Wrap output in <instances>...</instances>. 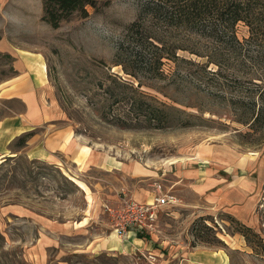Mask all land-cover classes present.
Returning <instances> with one entry per match:
<instances>
[{
    "label": "rangeland",
    "instance_id": "rangeland-1",
    "mask_svg": "<svg viewBox=\"0 0 264 264\" xmlns=\"http://www.w3.org/2000/svg\"><path fill=\"white\" fill-rule=\"evenodd\" d=\"M143 2L99 0L87 16L72 13L54 27L41 0H0V80L14 74V53L42 54L54 115L35 133L68 128L78 143L73 163L62 154L35 160L27 148L0 156V264H192L197 250H221L227 264H264V124L248 121L264 91V44L245 46L234 70L231 60L199 69L185 59L204 58L178 51L179 66L163 59V77L138 86L116 54ZM236 35L248 38L247 27L239 24ZM2 110L22 107L13 101ZM155 181L180 203L139 233L144 246L124 247L127 235L114 232L105 206L123 197L150 202ZM245 182L253 207L240 219L223 205L242 197L226 183Z\"/></svg>",
    "mask_w": 264,
    "mask_h": 264
},
{
    "label": "trees",
    "instance_id": "trees-1",
    "mask_svg": "<svg viewBox=\"0 0 264 264\" xmlns=\"http://www.w3.org/2000/svg\"><path fill=\"white\" fill-rule=\"evenodd\" d=\"M41 1L44 18L55 27L72 13L87 16V7L97 9L99 0ZM104 1L103 5L109 3V0ZM139 9L137 19L126 29L124 44L127 47L119 43L116 54L117 64L125 74L138 79V86L143 85V80L163 77V59L176 65L184 61L177 55L178 51L204 58V63L185 59L199 69L214 65L221 70L231 60V70H234L238 62L243 61L245 46L264 44V0H145ZM146 14L152 20L149 25H145ZM239 24L248 29V38L243 41L236 35ZM171 77L172 82H180L177 71ZM258 98L253 101L248 120L252 121L251 126L264 124V91ZM149 111L153 116L152 108ZM27 137L25 134L18 138L20 145L25 144ZM137 236L146 240L142 234ZM215 241L218 247H224L221 241Z\"/></svg>",
    "mask_w": 264,
    "mask_h": 264
},
{
    "label": "crops",
    "instance_id": "crops-1",
    "mask_svg": "<svg viewBox=\"0 0 264 264\" xmlns=\"http://www.w3.org/2000/svg\"><path fill=\"white\" fill-rule=\"evenodd\" d=\"M18 52L19 53H14V74L0 80V156H6L8 154L14 155L27 148V155L35 160L45 161L53 159L55 161V155L62 154L66 160L72 162V155L78 143L75 142L74 133L71 129H49L46 130L48 132L42 133L43 137L40 139V136L35 133V130L38 128L42 129L41 127L45 125V123L51 121L50 116L53 114L51 112L54 110L50 100L45 60L42 54L38 52L24 51L25 54L22 51ZM41 64L44 66L43 69H41ZM13 101H19L22 110H10V113L4 114V110H2L4 104ZM70 131L71 135L64 146L55 148L54 145H51L52 142L59 141L63 135L68 134ZM25 134H28L25 144L18 148H13V143L17 141L20 136ZM35 141H39L37 145L33 144ZM89 155L84 161L88 159ZM111 168L118 170V168L113 165ZM133 169L134 167L132 166L130 170L131 176L135 175ZM179 178L180 177L174 182V185L181 182ZM227 183L226 190L228 192L236 190L242 197L239 195L240 199L238 201L224 200L223 206H226V208L224 207L226 212L232 213L236 215V217L243 219L238 213L251 212L253 207L252 197L249 196L250 192L248 193L250 185L245 182L244 184L238 185V187H231V184L228 185ZM166 190L170 191V189ZM198 192H200V187H198ZM132 193L134 194L136 191L132 190ZM140 202H149V197L145 201ZM85 221L86 219L77 223V225H82ZM137 234L138 233L129 232L127 234V240L125 239L126 241L123 242V246L125 247V244H127V246H135V248L144 246L143 238H139ZM110 237H115V233L99 241L98 247L101 248L107 244V240ZM145 249H147V247ZM190 255L192 264H227V257L221 250H197L190 252Z\"/></svg>",
    "mask_w": 264,
    "mask_h": 264
},
{
    "label": "built area",
    "instance_id": "built-area-1",
    "mask_svg": "<svg viewBox=\"0 0 264 264\" xmlns=\"http://www.w3.org/2000/svg\"><path fill=\"white\" fill-rule=\"evenodd\" d=\"M153 191L150 202L123 197L117 205L105 206L116 234L124 236L130 231L142 233L153 230L158 211L180 203V199L169 190H164L158 181L153 184Z\"/></svg>",
    "mask_w": 264,
    "mask_h": 264
},
{
    "label": "bare ground",
    "instance_id": "bare-ground-1",
    "mask_svg": "<svg viewBox=\"0 0 264 264\" xmlns=\"http://www.w3.org/2000/svg\"><path fill=\"white\" fill-rule=\"evenodd\" d=\"M131 232V231H130ZM129 233V232H128Z\"/></svg>",
    "mask_w": 264,
    "mask_h": 264
}]
</instances>
